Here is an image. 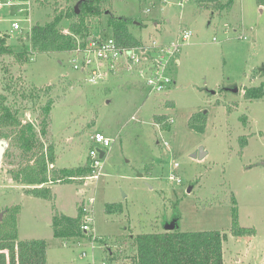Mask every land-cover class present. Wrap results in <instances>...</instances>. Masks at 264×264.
<instances>
[{
    "label": "rangeland",
    "instance_id": "1",
    "mask_svg": "<svg viewBox=\"0 0 264 264\" xmlns=\"http://www.w3.org/2000/svg\"><path fill=\"white\" fill-rule=\"evenodd\" d=\"M79 1L0 0V35L10 36L15 52L0 58V91L23 124L33 125L47 158L52 149L48 177L59 178L44 186L18 184L14 172L28 160L8 130L0 165L1 241L14 217L19 240L48 243L49 264H125L122 258L133 254L132 238L164 232L180 216L182 232L224 234V264H264V97L245 96L247 89L264 85V0H235L215 15L196 0H113L97 17L87 16L96 37H112L108 12L132 19L130 32L140 42H171L179 31H192L174 67V86L155 96L126 72L89 84L73 68L71 53L37 54L29 63L18 58L20 39H27L32 26L64 17ZM75 20L64 17L63 32ZM100 132L112 144L95 180L88 165L92 136ZM201 148L207 155L193 158ZM45 187L53 199L30 192ZM83 206L86 222L103 242L66 245L54 238L53 216H76ZM234 207L252 235H233ZM84 249L89 255L82 259Z\"/></svg>",
    "mask_w": 264,
    "mask_h": 264
},
{
    "label": "trees",
    "instance_id": "2",
    "mask_svg": "<svg viewBox=\"0 0 264 264\" xmlns=\"http://www.w3.org/2000/svg\"><path fill=\"white\" fill-rule=\"evenodd\" d=\"M113 0H80L78 2L79 11L74 8L67 12L64 17L76 19L75 23L69 26V32H63L61 27L64 20L63 15L47 24H37L31 27L26 34L27 39L23 41V52L19 54L24 62H31L37 54H60L72 53L77 47L79 39H87L91 35L88 27L87 16L97 17L102 12L104 5L112 4ZM235 0H228L224 5L221 0H196L201 8L212 7V14L217 11L231 9ZM109 27L111 35L123 48L132 49L138 46L140 40L131 34L129 26L132 19L113 16L111 12ZM9 35H0V58L3 56H13L14 49L8 45ZM19 42V43H21ZM245 96L247 99H261L264 97V85L247 89ZM52 106L49 101L47 108ZM192 129L203 132V126L191 125ZM15 133V138L22 142L28 164L20 167L14 172V179L21 185L44 186L49 182H56L58 177L49 179L48 164L54 162V152L51 149L50 156L42 152V147L37 146V140L33 125L23 122L4 103V97L0 91V140L9 139ZM18 130V131H17ZM44 151V150H43ZM34 161V164H30ZM91 174L92 169L89 168ZM31 194L42 199H53L52 190L49 187L32 188ZM20 211L18 207L13 210ZM19 213V212H18ZM15 215V214H13ZM12 215V216H13ZM16 217V216H15ZM180 216H177V221ZM85 213L80 208L76 216H68L57 212L52 219V230L54 238L65 243V241H75L77 239L91 238L82 230ZM234 236L241 237L252 235L254 229L244 228L240 225L237 208L233 209ZM12 231L5 234L0 239V251L10 250L12 252V264H48V243L42 239L19 240L16 220L11 223ZM96 241L103 242L97 238ZM132 255H126L123 261L132 264H224L223 243L225 236L220 231H196L182 232L179 228L175 231H164L151 234H140L132 238ZM5 242V243H2ZM10 243V244H7ZM105 245L108 246L106 242ZM111 253V250H109ZM17 254V255H16ZM112 255V254H111ZM120 260V259H118ZM0 264H7L6 255H0Z\"/></svg>",
    "mask_w": 264,
    "mask_h": 264
},
{
    "label": "built area",
    "instance_id": "3",
    "mask_svg": "<svg viewBox=\"0 0 264 264\" xmlns=\"http://www.w3.org/2000/svg\"><path fill=\"white\" fill-rule=\"evenodd\" d=\"M2 6L3 4L0 2V8ZM14 27L18 29L19 25L15 24ZM179 33L178 38L170 43H162L154 39L150 43L141 42L132 49L121 47L114 37H96L93 35L87 41L79 42L71 53L74 56L73 68L79 73H83L86 81L93 86L126 72L129 76L137 77L139 81H143L144 85L150 90L151 95L166 93L175 84L174 67L180 63L181 48L189 44L193 36L192 31L187 29L179 31ZM92 141L95 147L91 150L88 166L92 169L90 178L98 180L101 176L102 166L96 147L106 151L110 148L112 140L100 132L92 136ZM170 180L179 182L175 175H172ZM83 212L86 219L88 208L83 206ZM85 219L82 230L91 238L65 241L64 244L77 243L83 246L82 244L85 241L92 244L96 242L98 237L95 236L93 228ZM105 246L107 250H111L108 249L107 245ZM1 253L6 255L7 264H12V252L3 250L0 251ZM88 255L87 249L82 250V259L88 258ZM84 264H95V262L88 260ZM102 264L107 263L103 262Z\"/></svg>",
    "mask_w": 264,
    "mask_h": 264
},
{
    "label": "water",
    "instance_id": "4",
    "mask_svg": "<svg viewBox=\"0 0 264 264\" xmlns=\"http://www.w3.org/2000/svg\"><path fill=\"white\" fill-rule=\"evenodd\" d=\"M76 9V12L78 13L79 11V5L75 8ZM234 92H238L239 91V88L237 87H234L233 89ZM216 91H211L210 94H215ZM7 148H8V142L6 140H0V165L2 164L3 162V159L5 157V154H6V151H7ZM97 149V152L99 154V159H103L105 156H106V151L102 148H99V147H96ZM207 155L206 151L204 148H201L197 153L194 154L193 158H199V159H203L205 156ZM141 176V175H140ZM193 190V187H190L188 189V193H191ZM2 219V217L0 216V220ZM179 222H176V221H172L170 223H167L166 226H165V231H175L179 228Z\"/></svg>",
    "mask_w": 264,
    "mask_h": 264
},
{
    "label": "crops",
    "instance_id": "5",
    "mask_svg": "<svg viewBox=\"0 0 264 264\" xmlns=\"http://www.w3.org/2000/svg\"><path fill=\"white\" fill-rule=\"evenodd\" d=\"M173 40H174V39H173ZM173 40H172V41H173ZM172 41H171V42H172ZM165 43H170V42H165ZM48 264H49V263H48Z\"/></svg>",
    "mask_w": 264,
    "mask_h": 264
},
{
    "label": "flooded vegetation",
    "instance_id": "6",
    "mask_svg": "<svg viewBox=\"0 0 264 264\" xmlns=\"http://www.w3.org/2000/svg\"><path fill=\"white\" fill-rule=\"evenodd\" d=\"M174 221H177V218L176 219H174ZM179 222V221H178Z\"/></svg>",
    "mask_w": 264,
    "mask_h": 264
}]
</instances>
